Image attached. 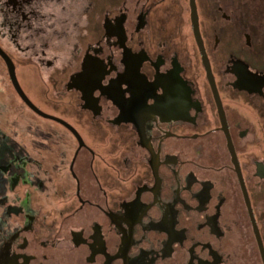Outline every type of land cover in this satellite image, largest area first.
Listing matches in <instances>:
<instances>
[{
	"label": "flooded vegetation",
	"instance_id": "flooded-vegetation-1",
	"mask_svg": "<svg viewBox=\"0 0 264 264\" xmlns=\"http://www.w3.org/2000/svg\"><path fill=\"white\" fill-rule=\"evenodd\" d=\"M12 1L0 47L51 117L0 55V264H264V40L233 0H195L199 40L190 0H85L93 37L47 80L6 44L70 0Z\"/></svg>",
	"mask_w": 264,
	"mask_h": 264
},
{
	"label": "rangeland",
	"instance_id": "rangeland-1",
	"mask_svg": "<svg viewBox=\"0 0 264 264\" xmlns=\"http://www.w3.org/2000/svg\"><path fill=\"white\" fill-rule=\"evenodd\" d=\"M6 1L8 4L11 5V7H15V2L12 0H2ZM19 7H23L27 3L29 4V7L33 9L37 7L35 2L33 3L32 0H18ZM32 1V2H31ZM36 1V0H35ZM42 1V0H40ZM221 0H217L219 3ZM224 1V0H222ZM44 3V2H43ZM53 2L47 1L45 4H43L44 7H41L40 9L37 7L38 10H40L41 16L37 17L38 21L34 22V18L30 20L31 32H23L20 37L19 41L21 43V46L23 49L27 47L28 50L18 49L14 45H8L9 50L13 53L16 60L20 64H24L23 68L27 72V77L31 80V73L34 68V63H36V59L39 57H44L45 61L49 60L48 62H51V60H54L55 58L64 59V61H70L75 58H77L78 54L76 52L77 49L81 48L84 44L89 42L92 35L87 36L86 31L87 28L84 26V20L86 19L87 15L86 12L89 11L90 6L92 5V2H89V4L85 0H70L71 8L69 11L61 12V4L57 3V9L55 10L53 8ZM233 3L238 7V10L240 13H242L244 16V20L247 21V24L249 26H252L256 33H258L264 40V0H233ZM69 4V3H68ZM134 4L135 0H105L103 2L104 7H108L110 9H114L118 6H126L131 8L132 12L134 10ZM70 5V4H69ZM67 5L68 7H70ZM96 5V4H95ZM94 5V6H95ZM112 7V8H111ZM18 9V8H17ZM19 10V9H18ZM25 10V9H24ZM57 11V18L55 22V13L54 11ZM0 9V35L2 33V22L4 20ZM33 14V13H32ZM53 14V16H51ZM45 17V18H44ZM50 17V18H49ZM53 17V18H52ZM48 18V21L45 22V19ZM21 20H14L13 24L14 26H17V23H19ZM45 22V23H44ZM21 27V26H20ZM27 29V27H23ZM26 53V54H25ZM31 53V54H30ZM29 55V56H26ZM44 61V62H45ZM47 63V62H46ZM25 72V73H26ZM37 78L40 76V78H44L43 74L40 72H37ZM33 71V75L36 74ZM40 73V74H39ZM39 74V75H38ZM30 75V76H29ZM45 79V78H44ZM47 80V78L45 79ZM44 80V82H46ZM25 82V88L29 91L31 94V97L38 101L37 103L46 111L53 114H59L55 112L53 109H50L47 105H45V101L41 100L39 97L41 95L40 93H34L29 89H32L28 86L30 85L29 82H26V80L23 79ZM9 93V88L5 85V79H4V72H2L1 64H0V99H7V95ZM64 118H68L67 115H63ZM71 121L70 119H67ZM40 122H42L46 129L44 130V133L48 136L49 131L56 130L62 131V127L59 125H55L52 122L48 120L41 119ZM76 126V125H75ZM78 130L81 132V129L76 126ZM46 141L48 139H45ZM44 141V139L42 140ZM47 155H44L46 157Z\"/></svg>",
	"mask_w": 264,
	"mask_h": 264
},
{
	"label": "water",
	"instance_id": "water-1",
	"mask_svg": "<svg viewBox=\"0 0 264 264\" xmlns=\"http://www.w3.org/2000/svg\"><path fill=\"white\" fill-rule=\"evenodd\" d=\"M190 6H191V20H192V24L194 26V31H195V34L197 36V39L199 40V21H198V12H197V7H196V2L195 0H190ZM0 55L6 60L7 62V65L9 67V72H10V75H11V78L13 80V83L16 87V89L18 90V92L21 94V96L25 99V101L33 108L35 109L36 111H38L40 114H42L43 116H46V117H51L50 115H47L45 113H43L42 111L38 110L29 100L28 98L25 96L24 92L22 91L17 79H16V75H15V69H14V66H13V63L10 59V57L2 50V48L0 47ZM215 87V86H214ZM67 126L76 134V136L78 138H80L78 132L72 128L70 125L67 124Z\"/></svg>",
	"mask_w": 264,
	"mask_h": 264
}]
</instances>
